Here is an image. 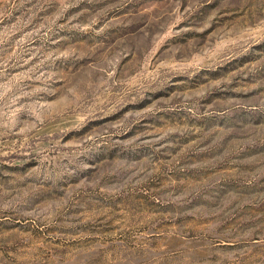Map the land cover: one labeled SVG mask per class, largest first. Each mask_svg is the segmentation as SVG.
Listing matches in <instances>:
<instances>
[{
    "label": "rangeland",
    "instance_id": "374dc122",
    "mask_svg": "<svg viewBox=\"0 0 264 264\" xmlns=\"http://www.w3.org/2000/svg\"><path fill=\"white\" fill-rule=\"evenodd\" d=\"M0 264H264V0H0Z\"/></svg>",
    "mask_w": 264,
    "mask_h": 264
}]
</instances>
